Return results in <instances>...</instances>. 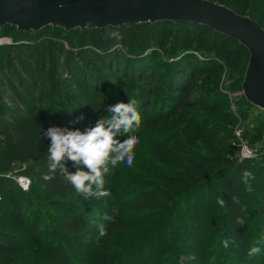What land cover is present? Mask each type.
Segmentation results:
<instances>
[{
	"label": "trees",
	"instance_id": "1",
	"mask_svg": "<svg viewBox=\"0 0 264 264\" xmlns=\"http://www.w3.org/2000/svg\"><path fill=\"white\" fill-rule=\"evenodd\" d=\"M210 1L248 15L264 28V0ZM4 29L6 35L13 36L15 43L0 46V200L6 202L30 190H22L16 179L11 177L15 174L16 164L22 165L17 175L28 176L40 183L42 199L62 211L53 221V229L58 233L56 250H46L53 257L52 264H74L76 260L82 262L96 254L99 243L100 246L105 245L97 225L103 222L107 227L110 221L97 218L100 210L114 219V207L121 202L122 205L126 204L125 214L132 209L146 211L149 217L157 219L156 224L159 225L155 235L158 236L172 232L176 224L175 215L184 201L202 189L208 188L210 192L216 182L224 186L228 195L224 220L230 240L234 241L232 247L237 258L245 261L244 226L237 225L236 219L243 215V208L250 203L242 201L238 191L244 186L241 182L242 172L250 171L254 177L249 184L255 195V209L260 211L258 215L264 221V160L244 158L238 162L239 157L235 158L234 152L238 153L240 148L232 145L237 139L235 134L223 126H218V131L210 134L206 129L208 123L202 124L204 120L196 116L199 110H216V105H207L210 97L224 103L227 95L217 89L221 79L217 74L222 68L210 69L201 61L179 58L184 51L193 48L201 50L200 46L206 37L212 41L218 55L226 51V59H231L236 52L220 45L222 39L233 38L201 24L170 21L103 29L77 28L68 32L61 30L48 33L44 29L37 37L33 32L18 33L12 25H6ZM111 32H119L122 39L117 41L109 35ZM247 53L250 55L249 51ZM164 54L172 59L171 62H164L161 56ZM248 63L249 59L245 61L241 57H236L233 62L229 60L228 73L235 85L243 82ZM163 67L164 71L161 69ZM47 72L49 76L53 73V78L50 76L51 79L45 81V77H49ZM57 72L60 76L55 78ZM65 75L68 79L60 78ZM212 75L216 81L214 86L199 83ZM102 82L113 89L118 88L120 102L135 100L142 119L140 128L130 134L136 135L139 142L133 149L131 167L125 163L110 166L105 175V188L111 192V196L85 200L83 196L77 195L58 171L53 174L52 180L43 178L48 173L47 148L50 145L43 131L51 126L83 131L89 124L81 123L79 119L86 117V114L97 115L98 118L110 115L107 108L116 102L107 99L109 95L105 96ZM75 88L85 92V96H71L68 91ZM154 97L158 99L154 100ZM92 98L99 103L98 108H95ZM244 100L247 105L253 106ZM228 104L226 102L224 106ZM189 109L190 116L187 115ZM239 114L244 116L246 112L242 110ZM227 115L231 124L239 122L237 113L232 111ZM177 121L192 128L193 136L187 139L191 141L187 142L188 145L170 144L177 134V125H174ZM215 125L214 122L212 128ZM169 132L171 134H167ZM150 133L158 134V138H149ZM118 138L123 141L127 137L122 135ZM143 150L150 152L149 158H142L140 152ZM230 153H233L232 156ZM67 167L69 171H76L72 162H68ZM121 186H124L122 189L133 191L139 189L141 196L137 204L133 202L128 208L134 200L133 195L116 197L114 190L119 191ZM211 192L206 195L204 212L201 211L203 203H196V212L192 213L195 217L194 229L199 232L208 229L201 221L203 216L211 215L217 205ZM232 197H239V203L234 204ZM58 198L67 199L68 204ZM15 208L20 215V226L40 249H44L35 221L30 222L24 213L21 214L19 202ZM119 223L112 227L127 226ZM146 223L150 225L151 222ZM200 235H196L194 241L199 248L202 246ZM92 238L97 243H93ZM8 252L0 251V264H16L15 260H5ZM200 260L204 264L206 256Z\"/></svg>",
	"mask_w": 264,
	"mask_h": 264
},
{
	"label": "rangeland",
	"instance_id": "2",
	"mask_svg": "<svg viewBox=\"0 0 264 264\" xmlns=\"http://www.w3.org/2000/svg\"><path fill=\"white\" fill-rule=\"evenodd\" d=\"M4 28L5 26L0 25V46L14 44L15 41L13 36L6 35V30ZM44 29H47L48 33L51 31L59 32L61 30L67 32L65 28L54 27L53 25H48L33 31H22L16 28L18 33L33 32L36 37L37 34H40ZM207 39L206 37L203 39L204 41L200 46L201 50L193 48L184 51L179 58L201 61L210 69H218L221 67V72L217 74L221 76L217 89L223 90V94L227 96L224 97V103H221L222 101H220V99L215 100L214 97H210L207 105H216V110L210 112L199 110L196 116L204 120L205 123L202 124L205 125L208 123L206 129L210 134H215L218 131V126L228 127L229 130L235 134L237 139L232 142V145L239 146L240 148L238 153L237 151L234 152L235 158L239 157L238 162H241L244 158H254V161H256V159L264 160V110L255 105H247L244 100L245 96L242 90V82L235 85L232 76L228 73L229 60L233 62L236 60V57H241L246 61L250 59V55L247 53L249 50L234 39L224 38L220 46H227L231 51L236 52L231 59H226V51L218 55V50L214 48L212 41L210 42ZM161 56H163L165 63L171 62L172 60L168 59L165 54ZM161 69L163 71L165 70L164 67ZM47 73V76H49V72ZM50 76L53 78V73ZM50 76L45 77L44 80H50ZM59 76L58 72L54 74L55 78ZM60 78L68 79V76L65 75ZM214 78L213 75L207 76L204 80L199 81V83L202 85L207 84L212 87L211 85L216 82ZM102 83L105 96L107 97V95H109L107 99H111L116 103L120 102L117 93L118 88L113 89L108 86L107 83ZM234 85L235 87L232 89ZM68 93L71 96L76 94L85 96V92L80 91L79 88L70 89ZM157 99V97H154V100ZM91 101L95 108H98L97 106L99 103L96 102L94 98H92ZM226 102L229 103L227 107L224 106ZM242 110L246 112L244 116L239 114ZM232 111L239 116V122L237 124H231L227 119V113ZM187 115L190 116V109L187 111ZM95 116L86 114V117L80 118L79 121L81 123H86V125L89 124V127H94L96 122L101 119V117L98 118L97 115ZM210 121H212V123H210ZM214 122L216 125L212 128ZM183 124L184 123L180 121L174 124L175 126L177 125V128H175L177 136L175 135L174 140L170 143L171 146H179V144L185 146L188 145L187 142H191L187 139L193 136L191 135L192 128ZM167 134L171 133L169 132ZM152 137L153 140H156L158 134L150 133L149 138ZM244 150L247 151V153L248 151L251 152L252 155L242 157V152ZM140 154L143 159H147L150 156V152L146 150L141 151ZM232 154L233 153H230L231 156ZM21 167L22 165L16 164L14 166V173L16 174ZM15 174L11 175L14 179H16L17 176V174ZM123 187L124 186H121L119 191L114 190V194H116V197L122 198L133 195L134 200L129 206L127 205L128 208H130L133 202L136 204L138 203L137 200H140L139 196L141 195H139V189L133 191L128 188L122 189ZM29 188L30 190L28 189L29 191L27 193L17 194L6 202L0 200V251H9V255L7 257L5 256V260H8L7 262H10L9 260H15L16 264H52L53 257L49 255L46 250H56L58 233L53 229V221L58 214L61 215L62 211L51 205L48 201L42 199L40 195V183L38 181L31 179ZM211 191L210 192L214 194V199L216 200L218 197H222L225 200L228 197L224 186L222 187L221 184L219 185V182H216ZM210 192L208 188L202 189L191 196V198L184 201L180 211L175 215L176 224L173 226L172 232L158 236L155 235L156 227L159 225L156 224V217H149L148 212H144L141 209L138 211L132 209L130 213L125 214L124 205L126 206V204L124 203V205H122L121 202V204L114 207V213L116 214L114 222L110 221V225L106 227L107 235L103 236L105 241L103 245H105L100 246L101 243H99L97 246L98 250L95 251L96 254L93 257H87L82 262H77L76 260L74 264H202L200 260L202 256H206L204 264H264V221H262L261 216L258 215L260 211L255 209L256 202L253 190L244 184L242 189L238 191V196L242 195V201L245 200L250 204L254 203L253 206L246 204L247 206L243 208V215L241 216L245 221L243 225V231H245L243 239V254L245 261H240L237 258L232 244H230L228 248L223 247L222 241L224 239L230 240L224 220L225 207L221 208L217 204L211 215L207 217L203 216L201 222L205 223L208 228L205 232H199L197 229H194L195 217L192 216V213L196 212V203H203L201 211L204 212V204L207 201L206 195L210 194ZM58 200L68 204L67 199L58 198ZM17 202H19L22 207L21 214L24 213L23 215L26 219H29L30 222L35 221V226H37L36 230H38L40 242L44 249H40L30 234L20 226L18 222V217L20 215L17 214L15 208ZM103 215L104 211L100 210L97 214V218L102 221L101 218ZM117 222H120L118 225L126 224L127 226L124 228H113L112 225H116ZM146 222L151 223L149 225ZM196 231H198V233H196ZM198 234H201L199 236L202 241V246L200 248L198 247L199 245L194 243L195 237ZM257 241L260 242L258 245L256 243ZM93 243L97 242L93 240ZM2 244L5 246L2 247ZM253 246L260 247L261 252L258 255L250 257L248 251Z\"/></svg>",
	"mask_w": 264,
	"mask_h": 264
},
{
	"label": "water",
	"instance_id": "3",
	"mask_svg": "<svg viewBox=\"0 0 264 264\" xmlns=\"http://www.w3.org/2000/svg\"><path fill=\"white\" fill-rule=\"evenodd\" d=\"M170 21L201 24L243 44L250 59L242 90L264 110V28L250 16L210 0H0V25L33 31L48 25L103 29Z\"/></svg>",
	"mask_w": 264,
	"mask_h": 264
},
{
	"label": "clouds",
	"instance_id": "4",
	"mask_svg": "<svg viewBox=\"0 0 264 264\" xmlns=\"http://www.w3.org/2000/svg\"><path fill=\"white\" fill-rule=\"evenodd\" d=\"M109 35L117 41L122 39L119 32H111ZM107 111L110 115L99 119L94 127L83 131L58 126H51L43 131V136L50 140L47 148L48 173L43 176L45 180L54 179L53 174L58 171L75 189L77 195L83 196L85 200L111 196V192L105 188V175L109 172L110 166L116 167L120 163H125L129 167L133 165V149L139 138L130 133L140 128L142 118L135 100L132 99L127 103L118 102L111 105ZM121 135L127 138L121 141L118 138ZM68 162H72L76 171H69ZM252 178L254 177L250 171L242 172V182L248 184L249 188V181ZM232 201L238 204L239 197H232ZM217 204L224 208L227 202L224 198L218 197ZM101 219L112 221L114 217L105 213ZM236 223L244 225L245 221L242 217H237ZM97 229L100 237L107 235L103 222L97 225ZM233 242L224 239L222 244L228 248ZM256 243L258 245L260 242ZM260 252V247L253 246L249 249L248 255L251 257Z\"/></svg>",
	"mask_w": 264,
	"mask_h": 264
},
{
	"label": "built area",
	"instance_id": "5",
	"mask_svg": "<svg viewBox=\"0 0 264 264\" xmlns=\"http://www.w3.org/2000/svg\"><path fill=\"white\" fill-rule=\"evenodd\" d=\"M250 155H252V153L249 151L248 153L245 150L242 152V157H248ZM16 181L18 182V185L20 186V188L24 191L28 190L31 184V179L25 175H17Z\"/></svg>",
	"mask_w": 264,
	"mask_h": 264
}]
</instances>
